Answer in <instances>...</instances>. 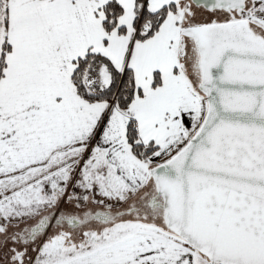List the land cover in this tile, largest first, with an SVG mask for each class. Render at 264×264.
I'll use <instances>...</instances> for the list:
<instances>
[{
    "label": "snow or ice",
    "instance_id": "6c2138e0",
    "mask_svg": "<svg viewBox=\"0 0 264 264\" xmlns=\"http://www.w3.org/2000/svg\"><path fill=\"white\" fill-rule=\"evenodd\" d=\"M0 264H264V0H0Z\"/></svg>",
    "mask_w": 264,
    "mask_h": 264
}]
</instances>
